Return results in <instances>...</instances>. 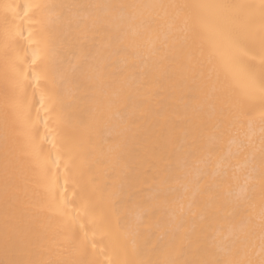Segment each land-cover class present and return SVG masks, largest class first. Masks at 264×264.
<instances>
[{"label":"bare ground","instance_id":"obj_1","mask_svg":"<svg viewBox=\"0 0 264 264\" xmlns=\"http://www.w3.org/2000/svg\"><path fill=\"white\" fill-rule=\"evenodd\" d=\"M0 264H264V0H0Z\"/></svg>","mask_w":264,"mask_h":264},{"label":"snow or ice","instance_id":"obj_2","mask_svg":"<svg viewBox=\"0 0 264 264\" xmlns=\"http://www.w3.org/2000/svg\"><path fill=\"white\" fill-rule=\"evenodd\" d=\"M26 7H30V6H26ZM25 15H27V13H25Z\"/></svg>","mask_w":264,"mask_h":264}]
</instances>
